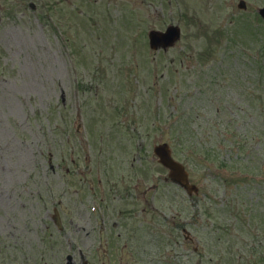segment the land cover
Wrapping results in <instances>:
<instances>
[{
  "label": "rangeland",
  "instance_id": "rangeland-1",
  "mask_svg": "<svg viewBox=\"0 0 264 264\" xmlns=\"http://www.w3.org/2000/svg\"><path fill=\"white\" fill-rule=\"evenodd\" d=\"M238 2L0 0V264H264V0Z\"/></svg>",
  "mask_w": 264,
  "mask_h": 264
},
{
  "label": "water",
  "instance_id": "water-1",
  "mask_svg": "<svg viewBox=\"0 0 264 264\" xmlns=\"http://www.w3.org/2000/svg\"><path fill=\"white\" fill-rule=\"evenodd\" d=\"M241 6H245L244 2ZM261 13L264 16V8L261 9ZM180 37V28L177 26H170L166 32H160L153 30L150 32L151 44L155 48L159 46L167 47L174 44V42ZM156 153L159 155L160 161L171 169V176L174 180L185 186L189 192H192L196 187L190 184L188 180V174L184 167L173 160L171 156V150L167 144H161L156 147Z\"/></svg>",
  "mask_w": 264,
  "mask_h": 264
}]
</instances>
